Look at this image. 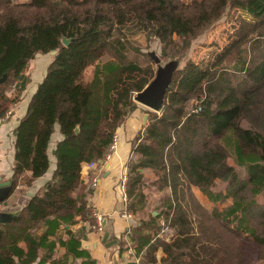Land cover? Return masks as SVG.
Returning a JSON list of instances; mask_svg holds the SVG:
<instances>
[{"label":"trees","instance_id":"trees-1","mask_svg":"<svg viewBox=\"0 0 264 264\" xmlns=\"http://www.w3.org/2000/svg\"><path fill=\"white\" fill-rule=\"evenodd\" d=\"M233 9L239 15L230 42L211 62L177 68L160 113L147 112V124L130 142L137 158L127 167L124 194L127 211L146 206L143 169L152 171L158 191L168 192L160 215L172 241L150 243L142 234L135 240L151 252L160 246V264H244L245 243L264 261V0H0V78L7 75L0 118L17 100L6 88L15 83L22 92L29 61L55 52L15 129L12 190L2 211L10 210L7 200L18 186L29 188L48 171L56 127L62 137L51 178L12 222L0 225V264H44L57 243L68 251L71 241L80 245L69 232L62 241L61 230L89 215L81 166L103 161L137 110L133 94L154 78L150 67L129 58L126 32L155 36L162 53L174 36L185 49ZM193 102L198 112H190ZM158 216L146 222L154 233Z\"/></svg>","mask_w":264,"mask_h":264},{"label":"crops","instance_id":"crops-1","mask_svg":"<svg viewBox=\"0 0 264 264\" xmlns=\"http://www.w3.org/2000/svg\"><path fill=\"white\" fill-rule=\"evenodd\" d=\"M46 68V66H42L40 72L37 71L35 78L31 75L32 72H25V76L29 79V82L22 92L19 93L15 83L9 85L5 90V95L7 97L17 98V100L10 107L12 111L11 115L0 125V181L12 179L15 152V129L20 119L24 117L29 101L42 80ZM127 128V134L123 132L122 127L118 129L116 133L118 136L116 150L111 159L106 162L102 168L100 167V172L87 169L86 163L81 166L82 189L85 193L87 201L86 207L89 209V215L84 218L78 216L75 224L63 226L61 230L62 241H67L69 239L67 234V232H69L80 245H73L74 242L71 241L69 245V249L71 250L68 251L67 246H62L57 243L51 257L47 259L44 264H135L134 259L136 257L139 258V264H160L161 259L165 257L160 246H158L154 252H151L148 251L149 244L142 245L135 241H138L140 234L151 236L150 243L156 241L169 243L172 241L173 238L167 239L158 236L160 222L163 220L162 215H160V209L150 210V201L145 197L146 206L140 212L133 214L127 211L128 202H123L122 193L118 190L119 179L124 172L123 169L126 168L125 165L127 160H129L131 156L130 142L133 136L140 131L134 121H130ZM61 139L62 137L56 127L51 136L47 151L49 159L48 171L41 178L34 181L29 188H25L23 185L18 186L16 188L17 190H15L7 200V207L10 208V210L5 212H18L27 205L30 195L38 192L44 183L51 178L56 163L53 151L56 144ZM145 172H150L152 175L150 169L142 170L144 176L143 181L145 178H148L147 175H144ZM25 176H31V172H26ZM95 176H98L99 185L96 189L92 190L89 188V184L91 179ZM22 189L25 190L21 191ZM154 191L157 194L164 193V195L166 194L165 196H167L168 193L167 191H158L156 188H154ZM144 194L146 196L145 192ZM125 210L131 214V218L125 219L122 217V213ZM95 214H99L103 217V232H98L94 228L96 225ZM138 216L140 217L137 218ZM151 216H158L156 222L159 225V231L156 233H154V229L146 223L150 220ZM165 221L169 224V221L166 219ZM105 232L109 233L111 241H116V244L107 247L102 243L103 234ZM39 258H41L42 261L43 254H40ZM38 261L33 264H38ZM39 264H41V262Z\"/></svg>","mask_w":264,"mask_h":264},{"label":"rangeland","instance_id":"rangeland-1","mask_svg":"<svg viewBox=\"0 0 264 264\" xmlns=\"http://www.w3.org/2000/svg\"><path fill=\"white\" fill-rule=\"evenodd\" d=\"M17 3L26 2L27 0H12ZM184 3H189L192 0H180ZM239 15V12L236 10H230L227 14L223 15L220 19L211 23L207 28H205L202 33H200L195 39L191 40L189 46L187 48L182 47V42L180 39H177L176 36L173 37V40L169 46L165 47V52L162 53L163 45L156 39L155 36L149 35L147 32H136L134 29H129L126 32L127 39L130 43L129 50V58L131 60H136L142 67H150L153 76L157 71V66L153 63V61L149 58L148 53L153 52L160 59L161 66L171 62L178 61V67H184V65L188 62L193 63H208L212 61V58L215 54L220 53L225 45H227L232 36L233 27L236 24V17ZM54 55L48 54L44 56H40L39 54L35 56L34 59L29 61L26 72L30 71L33 78L36 77L37 71L40 72L42 66H48L52 61ZM175 56H179L176 58ZM175 57V58H173ZM45 60V61H44ZM109 58L107 56L102 58L103 62L108 61ZM31 67V70H30ZM45 68V67H44ZM43 68V69H44ZM46 70V69H45ZM92 73V69L89 68L85 73V79L90 78V74ZM148 73V72H147ZM146 73V75H147ZM134 94L132 96L133 101ZM137 110L133 112L121 125L123 128V132L125 134L128 133L127 125L130 121H134L139 130L142 126L147 124V120L149 118L150 112L146 107L137 104ZM160 111L157 113L159 114ZM148 115L146 124L143 125V117L144 115ZM120 127V128H121ZM119 128V129H120ZM120 131V130H119ZM118 132V131H117ZM122 132V134H123ZM135 136V135H134ZM133 136V137H134ZM137 155L131 154L129 160L126 162V172L128 165L136 159ZM124 166V167H125ZM123 169V170H124ZM146 170V169H143ZM152 173V172H151ZM144 175H147L148 178H145L143 183L145 186L143 187L144 192L146 193L147 200L150 201L149 209L150 210H159L160 212L163 210L165 195L164 193L157 194L154 191V186L152 185L155 180V176L150 174V172H145ZM151 175V176H150ZM150 176V177H149ZM219 187H222V184H218ZM22 189L21 191H24ZM119 190V187H118ZM193 193L197 197V201L202 204L205 208L210 209L211 205L208 204L206 198L198 191L193 189ZM15 197V196H14ZM166 206V205H165ZM162 209V210H161ZM164 212V211H163ZM161 212V214L163 213ZM138 216L137 218H139ZM242 256L244 264H264V261H261L258 257L257 247L253 244L245 243L242 248Z\"/></svg>","mask_w":264,"mask_h":264},{"label":"water","instance_id":"water-1","mask_svg":"<svg viewBox=\"0 0 264 264\" xmlns=\"http://www.w3.org/2000/svg\"><path fill=\"white\" fill-rule=\"evenodd\" d=\"M62 44L68 46L69 40L62 39ZM51 55H55V52H50ZM148 56L157 66V71L154 78L142 89L140 92L134 93L133 102L146 107L150 112L158 113L163 108L164 97L166 91L170 85L174 71L178 67V61H171L164 66H161L160 59L155 53L150 52ZM58 57V55H56ZM7 79V75H3L0 78V85ZM148 115L143 117V125L146 124ZM78 128L75 129V133H78ZM101 161H99L100 163ZM12 190V179L0 181V203L4 202L10 195ZM18 215V212H5L0 211V225H5L12 222ZM102 243L107 247L116 244V241H111L109 233L103 234Z\"/></svg>","mask_w":264,"mask_h":264},{"label":"built area","instance_id":"built-area-1","mask_svg":"<svg viewBox=\"0 0 264 264\" xmlns=\"http://www.w3.org/2000/svg\"><path fill=\"white\" fill-rule=\"evenodd\" d=\"M203 99V98H202ZM202 99L199 101V103L202 101ZM194 103V102H193ZM199 103H194L195 106L190 110V112H198L200 110V105ZM11 108L4 114L3 117L0 118V125L11 115ZM117 143H118V136L117 134L114 135L113 137V142L110 146V152L108 154L105 155L103 161H101L100 163H96V162H91V163H86V168L90 169V170H95L97 172H100V167L102 168L104 166V164L106 162H108L113 153L116 150L117 147ZM124 172L122 173L121 177H120V181H119V190L122 193V200L124 203H127L128 199L126 198L124 191H125V186H126V182H127V177H126V169L123 170ZM98 177V176H97ZM96 176L94 178L91 179L90 184H89V188L94 190L98 187L99 185V179ZM2 206L0 204V211H2ZM95 220H96V225H95V230L98 232H103L104 227H103V217L99 214H95ZM122 217L125 219H129L131 218V214H129L126 210L122 213ZM173 235V230L172 228L169 226V224L165 221V219H163L160 222V231L158 236L167 238V239H171ZM134 263L135 264H139V258H135L134 259Z\"/></svg>","mask_w":264,"mask_h":264}]
</instances>
